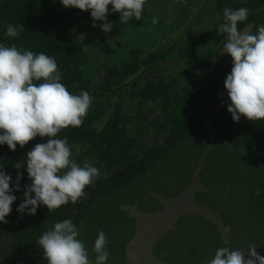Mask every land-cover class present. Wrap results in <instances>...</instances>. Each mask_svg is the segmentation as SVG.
I'll use <instances>...</instances> for the list:
<instances>
[{
    "label": "trees",
    "instance_id": "obj_1",
    "mask_svg": "<svg viewBox=\"0 0 264 264\" xmlns=\"http://www.w3.org/2000/svg\"><path fill=\"white\" fill-rule=\"evenodd\" d=\"M229 6L233 9H249L248 19L238 24L239 30L242 31L253 23L251 33L256 34L258 27L264 25V0H248L242 4L235 3V0H217L215 9L223 12L224 8ZM111 7L109 5V9ZM146 9L142 16L147 15ZM81 15L91 18L90 10L66 8L59 0H0V43L6 47L15 45L18 50L27 49L34 53L62 54V57L57 59L58 68L62 72L61 82L67 86L70 93L88 91L93 102L83 124L78 128L69 126L63 129L58 133V138H68L72 153L73 144H78L81 148L85 147V153L80 155H93L98 164H118L120 169H115L114 175L106 180H97L98 188H93V184L87 186L84 190L85 196L76 204L69 202L52 212L48 211L46 205H41L35 215L22 216L16 208L23 200L25 186L31 181L26 172V164L21 169H16L15 164L25 161L27 152L37 143L47 142L49 137L37 136L23 148L17 145L15 151L10 150L6 144L0 145V166H4L2 170L13 177V184L10 186L14 187L17 172H23L21 190L13 193L17 196V200L12 204L13 211L6 217L7 223L0 222V263L3 264H47L43 249L36 240L54 223L64 219H71L77 225L80 232L78 238L86 246L83 230L89 221L87 217L95 215L97 210L110 203L108 200H111L112 196L132 186L141 176L153 170L156 166L154 162L159 161L164 152H172L174 157L183 155L188 151L185 144L198 147L199 140L204 138V141H207L210 138V129L216 135L218 146H222L228 153L235 152L234 166L240 164L242 168L249 167L253 172L256 170L264 174V121H250L242 115L239 122H234L227 110L230 99L225 101L221 97L227 92L224 81L233 66L231 56L225 55L209 68L215 56L211 46L220 45L226 40V34L218 32L219 25L224 22V12L220 22L211 17L207 29H202L198 35L193 34L194 42L200 41L207 49L203 52L202 48L197 52L201 48L199 47L194 56L189 57V63L191 66L193 64V67L186 69L177 78L181 79L189 71L194 72V69H203L207 74L201 80H194L195 82L179 88L178 91H174L178 82L172 75V82L151 78L144 82L141 90L137 91L135 88L144 77L149 78L159 70H167L170 63L176 61L184 51L172 57H168L164 50L159 53L150 52L141 58L135 53L131 60L121 63L119 69L103 61L101 66L104 73L98 84L92 86V81L83 75L82 67L88 59L83 47H97L98 56L109 57L114 51L113 43L120 40L128 23H121L120 18L109 11L107 17L108 22L112 23V31L103 32L104 34L97 38L82 39L75 32L76 19ZM8 24L23 26L18 38L5 34ZM160 59L170 62L162 64ZM136 73L139 74L138 77L131 79L126 85L122 84ZM118 85L119 90L130 89V95L134 99H141V105L146 99H161L164 120L152 121L150 127L162 132L167 124L170 126V135L163 145L147 148L145 144H138V133L130 134L127 121L121 117L122 104L109 103L108 106L107 103L97 100L98 96L104 95L109 100L110 91ZM108 110L109 115L106 113ZM256 188L260 189L258 215L264 220V184L257 185ZM106 206L103 210H110L109 217L122 214L117 204ZM86 248L89 259L93 262L96 256L92 255L91 248L94 247L88 245Z\"/></svg>",
    "mask_w": 264,
    "mask_h": 264
},
{
    "label": "flooded vegetation",
    "instance_id": "obj_2",
    "mask_svg": "<svg viewBox=\"0 0 264 264\" xmlns=\"http://www.w3.org/2000/svg\"><path fill=\"white\" fill-rule=\"evenodd\" d=\"M216 1L148 0L145 5V9L148 6L146 9L147 15L142 16L140 21L133 19L128 22V27L121 35L120 40L118 39L113 43L114 51L109 57L98 56L99 50L97 47L89 45L83 47L84 54L88 57L82 67L83 75L92 81V86H96L104 73L101 66L103 61L119 69L121 63L131 60L135 53L141 58L150 54V52L159 53L164 50L165 53H168V57L174 56V51L179 50L181 43L179 46L172 45V43L170 46L165 47L162 46L163 44L158 46L156 42L149 39L151 44L148 46L149 50L145 51L143 37L149 36L152 31L160 28L163 22L160 17L168 12L169 8H173L170 16L171 20L180 22L181 19L189 20V8H197L202 5L206 10L203 11L205 15H203L199 28L195 29V27L187 26L184 29V33H190L189 37L193 39V34L198 35V32L202 29L208 28L207 25L213 17L216 21H221L223 12L215 9ZM247 1L235 0V3L242 4ZM115 14L120 18V13L115 12ZM153 18L158 21L155 25L151 23ZM92 22H94L92 17L78 16L75 32L82 39L97 38L103 35L104 31H102L100 25L104 21H96L99 22V34H82L80 32L82 26L90 28ZM249 25L253 26V23ZM127 34L135 38L125 41L124 37ZM172 35L182 36L180 31ZM117 42H120V46ZM225 42L226 40L220 45L211 46L215 56L222 50L221 48ZM192 45L196 46L195 51L183 58L184 63H181L182 66H180L179 58H182L188 52V48H192ZM187 47V49L179 51L185 53L180 55L173 63L171 62L167 70H159L149 78L144 77L137 83L135 90H141L144 82L151 78L172 82L170 75L175 78L180 77L179 74H183L186 69L193 67V64L191 66L189 63V57L194 56L199 47L201 48L197 52L201 51L202 48L203 52L207 49L206 45L203 46L200 41L194 42V39L192 44ZM60 55L62 57V54ZM215 56H213L210 69L216 58ZM113 57H116L118 61L113 62ZM159 61L162 64L170 62L166 59H160ZM90 64L93 67L92 71L87 72ZM206 74L207 72L203 69H200V71L194 69V72L189 71L181 79L177 78L178 83L174 91L195 82L194 80H201ZM138 76L139 74L136 73L132 75V78H127L122 84L126 85L131 79ZM113 89L115 92H113ZM113 89L110 91L111 98L109 100L106 95L98 96L97 100L107 103L108 106L109 103L122 104L121 117L127 121L126 124L130 134L138 133V144H145L147 148L158 144L163 145L170 135V126L167 124L162 132L150 127L152 121L159 119L163 122L164 120L161 99H146L141 105V99H134L130 95V89L119 90V85ZM221 97L225 101L229 100L227 92L222 94ZM106 113L109 115V110ZM215 137V133L210 129V138L207 141H204V138L199 140L200 145L198 147L185 144L188 151L183 155L174 157V153L164 152L163 157L154 162L156 166L153 170H149L132 186L125 188L112 196L111 200H108L110 203L106 205H118L120 212L122 211L120 216L117 217L113 213L114 216L109 217L110 210H103L104 206L107 207L104 205L97 210L95 215L87 217L89 221L83 230L86 247L88 245L94 247L98 233L103 231L108 240L109 259L107 264H131L128 247L131 246L142 228L136 213L141 214L142 219L145 214L164 213L167 211L165 202L184 195V199L179 203H171L175 207L170 213L172 214L175 211L176 217L178 216L177 220L168 222V219L167 221L165 219L164 221H157V223L143 220L146 229L155 227L156 231L150 234V241L152 257L157 262L161 264H209L215 255L216 249L220 247H229L231 250H240L246 253L250 246H254L258 253L264 255V220L258 215L260 189L256 188L257 185L264 184V174L256 170L253 172L249 167L242 168L239 166L240 164L234 166L235 152L228 153L222 146H218V140ZM73 148L72 158L79 162L80 166L91 163L100 169L101 174L100 178L97 179L98 181L112 177L115 169L120 167H118V164L111 166H106L104 163L98 164L93 155L82 156L85 153V147L81 148L78 144H73ZM183 168L186 170L183 175L184 180L178 189L173 188L172 183L178 174L182 175ZM211 170H214L216 174L212 173ZM97 180L92 183L93 188L99 187ZM83 200L87 201V199ZM91 251L92 255H97L92 248ZM245 256L250 258L247 253ZM93 264H95V260Z\"/></svg>",
    "mask_w": 264,
    "mask_h": 264
},
{
    "label": "clouds",
    "instance_id": "obj_3",
    "mask_svg": "<svg viewBox=\"0 0 264 264\" xmlns=\"http://www.w3.org/2000/svg\"><path fill=\"white\" fill-rule=\"evenodd\" d=\"M64 7L90 10L93 27L96 21L102 31H112L107 14L120 13V22L139 21L148 0H59ZM111 5V9H109ZM224 22L218 32L226 34L223 51L232 58L231 72L226 76L224 86L230 99L228 112L234 122L241 116L250 121H264V25L256 34L251 25L243 31L238 24L248 19L249 9L225 7ZM153 18L152 25L157 24ZM23 26L8 24L5 34L11 38L20 36ZM62 72L57 59L44 52L18 50L15 45L6 47L0 43V145H7L15 151L17 145L23 148L37 136L49 137L45 143H37L26 154V160L15 164L24 168L31 181L26 185L23 200L16 211L22 216L35 215L41 205L49 212L69 202L76 204L85 196V188L100 178V169L91 163L80 166L72 158L68 138H58V133L69 126L80 127L93 102L86 90L79 94L70 93L62 82ZM0 166V222L13 211L17 200L14 192L21 190L23 172H17L15 185L11 174ZM80 232L71 219L54 223L37 240L43 249L47 264H93L89 259L85 243L79 239ZM108 240L103 231L98 233L93 251L97 254L95 264H107ZM248 254L246 258L245 254ZM220 247L209 264H264V255L250 246L247 252Z\"/></svg>",
    "mask_w": 264,
    "mask_h": 264
},
{
    "label": "rangeland",
    "instance_id": "obj_4",
    "mask_svg": "<svg viewBox=\"0 0 264 264\" xmlns=\"http://www.w3.org/2000/svg\"><path fill=\"white\" fill-rule=\"evenodd\" d=\"M209 1V0H207ZM206 10L204 9V6L200 5L199 7H192L189 8V12L188 14H190V18L189 20L186 19H181L180 22L176 21V20H171V12L173 11V8H169V11L166 12L165 14L161 15V21L162 24L160 26L159 29H156L154 31L151 32V34L149 36H145L143 37L142 41H144V46L143 48L146 49L145 51L149 50L148 46L151 44V42L149 41V39L152 42H156L158 46L162 45V46H170L172 43V45L176 44L179 46V44L181 43V45L179 46V50H175L174 54L178 53L181 50H185L190 46L193 42V39H191L189 37L190 33L186 34L184 33V29L187 26H191V27H195L199 28L200 24H201V20H203V11ZM119 13V12H118ZM208 21V19L206 20V22ZM96 26L93 27V22L92 25L90 26V28H87L86 26H82L80 32L82 34H86V33H95V34H99L98 31L100 30L99 27V22H95ZM181 32L182 36H176V35H172L175 32ZM172 35V36H171ZM134 36L127 34L126 37H124L125 41H129L131 40V38H133ZM135 38V37H134ZM133 40V39H132ZM171 42V43H169ZM118 46H120V42L118 43ZM127 46V44H126ZM125 46V47H126ZM192 48H188V52L182 57L179 58V65L182 66L181 63H184V59L185 57L188 56V54H191L192 52L195 51L196 46L192 45ZM88 49V48H87ZM124 49V48H122ZM90 51V49H88ZM91 53V52H90ZM113 62L118 61V59L116 57L112 58ZM89 70L87 72H91L92 71V64L88 65ZM168 162V161H167ZM185 168H183V173L182 175L178 174L177 177H175L173 183H172V187H176L178 189V187L182 184L183 180H184V173H185ZM212 173L216 174L214 170H211Z\"/></svg>",
    "mask_w": 264,
    "mask_h": 264
},
{
    "label": "water",
    "instance_id": "obj_5",
    "mask_svg": "<svg viewBox=\"0 0 264 264\" xmlns=\"http://www.w3.org/2000/svg\"><path fill=\"white\" fill-rule=\"evenodd\" d=\"M225 55H228L227 53H225L223 51V49L217 54V56H215V60L211 66V68L213 67V65H215V63H217L221 58H224ZM49 56H53L56 59L59 58L61 55L57 54V55H49ZM184 194H186V192H184ZM184 199V195L183 196H178L175 199H170L168 202H165L166 204V209L167 211H165L164 213H156L154 215L151 214H145L143 215L144 218L142 219V215L139 213H136V215L139 217V220L142 224V228L140 229V231L138 232V234L136 235L133 243L131 244V246L129 245L128 249H129V253H130V262L131 264H140V263H151V264H161L159 262H157L153 257H152V253H151V236L150 234H152L153 232H155L156 230L154 229L155 227H151L149 229H146L144 221L146 220L147 222L150 223H157V221H175L177 220L178 216L176 217L175 211L171 214L170 211L172 209H174V205H172L173 203H179L180 201H182ZM172 203V204H171ZM170 205V207H169ZM170 222V223H172ZM172 225V224H171ZM149 244V245H148ZM3 264V263H0Z\"/></svg>",
    "mask_w": 264,
    "mask_h": 264
}]
</instances>
